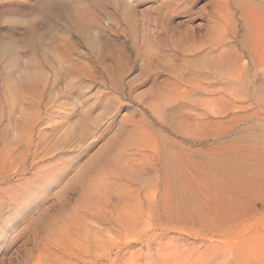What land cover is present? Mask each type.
Wrapping results in <instances>:
<instances>
[{
	"label": "rangeland",
	"instance_id": "obj_1",
	"mask_svg": "<svg viewBox=\"0 0 264 264\" xmlns=\"http://www.w3.org/2000/svg\"><path fill=\"white\" fill-rule=\"evenodd\" d=\"M147 232L264 264V0H0V264Z\"/></svg>",
	"mask_w": 264,
	"mask_h": 264
},
{
	"label": "bare ground",
	"instance_id": "obj_2",
	"mask_svg": "<svg viewBox=\"0 0 264 264\" xmlns=\"http://www.w3.org/2000/svg\"><path fill=\"white\" fill-rule=\"evenodd\" d=\"M67 1L75 3V0ZM60 5L51 3L45 6V10L56 14L62 10ZM80 11L84 12L81 9ZM148 234L147 232L143 236L146 239L141 238L145 241L143 249L133 251V243L127 242L130 238L126 237L119 242L103 245L106 254L85 258L83 264H103V261H108L107 264H261L259 247L252 241L235 242L225 239L222 244L212 242L209 245L196 246L193 243L187 247L170 242H157L155 236L151 238ZM114 250L116 252L112 255Z\"/></svg>",
	"mask_w": 264,
	"mask_h": 264
}]
</instances>
